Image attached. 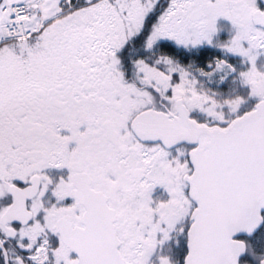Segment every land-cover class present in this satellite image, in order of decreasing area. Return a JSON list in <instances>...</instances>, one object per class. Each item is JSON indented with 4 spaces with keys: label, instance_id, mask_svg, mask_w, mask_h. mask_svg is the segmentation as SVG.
<instances>
[{
    "label": "snow or ice",
    "instance_id": "1",
    "mask_svg": "<svg viewBox=\"0 0 264 264\" xmlns=\"http://www.w3.org/2000/svg\"><path fill=\"white\" fill-rule=\"evenodd\" d=\"M0 264H264V0H0Z\"/></svg>",
    "mask_w": 264,
    "mask_h": 264
}]
</instances>
